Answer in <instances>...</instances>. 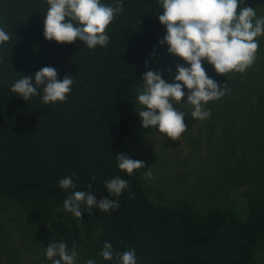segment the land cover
<instances>
[{
	"label": "trees",
	"instance_id": "obj_1",
	"mask_svg": "<svg viewBox=\"0 0 264 264\" xmlns=\"http://www.w3.org/2000/svg\"><path fill=\"white\" fill-rule=\"evenodd\" d=\"M100 3L115 8L121 0ZM261 4L264 8V0ZM48 8L47 0H0V29L10 36L0 44V197L14 199L41 221L59 210L75 221H92L100 253L106 241L113 250L112 260L99 254L95 264H122L116 253L128 250L135 252L136 264H259L255 252L264 248V199L256 196H261L256 182L264 187V131L251 140L247 135L255 123L264 127V75H254L251 66L222 82L213 78L221 87L226 83L225 94L203 105L211 115L199 128L211 142L220 122L226 137L238 123L220 174L247 175L256 188L249 187L245 217L230 207L204 213L185 205L167 207L147 195L139 170L129 176L116 158L123 153L132 159L134 96L164 27L158 21L160 0H123L106 29L108 44L91 49L79 40L47 41ZM46 66L56 69L58 79L72 77L65 101L43 103V86L27 101L11 91L23 75H32L35 84L34 74ZM234 147H243L240 161L247 170L238 169ZM64 177L72 178L73 188L59 186ZM117 177L128 183L119 197L104 187ZM88 190L97 202L116 200L118 208L103 212L93 206L90 215L82 204L81 219L64 210L69 195Z\"/></svg>",
	"mask_w": 264,
	"mask_h": 264
},
{
	"label": "clouds",
	"instance_id": "obj_2",
	"mask_svg": "<svg viewBox=\"0 0 264 264\" xmlns=\"http://www.w3.org/2000/svg\"><path fill=\"white\" fill-rule=\"evenodd\" d=\"M163 11L158 15L159 23L166 28V35L160 41L168 46L170 55L179 57L190 67L177 65V74L173 83H167L162 74L148 70L142 79L144 83L138 89V102L143 110L137 114L142 120V127L156 126L158 131L177 141L187 130L185 114L174 109L173 104H180L188 90L186 105L191 106L193 119L203 120L210 117L203 105L220 99L224 94L226 83L221 87L210 78L202 61L207 62L219 75L237 71L243 72L252 65L256 58L259 44L256 38L264 34V18L255 19V8L242 6L244 0H160ZM49 8L44 21V37L57 44H72L79 40L88 48L97 45L106 46L109 36L106 29L114 17L121 12L123 0L116 7L105 6L100 0H47ZM239 8V11H238ZM67 18V19H66ZM76 22V24L73 23ZM78 25V26H77ZM10 36L0 29V44L9 41ZM145 67L147 68V62ZM32 75L23 78L11 86V91L24 101L39 95L43 86L42 102L45 104L63 102L71 91L73 79L65 75L57 78L53 67H43ZM118 168L129 176L135 170L144 168V163L133 160L126 154L117 157ZM147 177L151 172L145 173ZM62 189L73 188L71 177L60 179ZM90 188V185L88 186ZM107 192L119 195L128 188L126 180L119 177L105 181ZM91 215L93 206L103 212L118 208V202L109 198L97 202L96 197L88 191H75L64 200V210L81 219V205ZM46 258L52 264H76V245L69 249L63 239L59 243L50 242L46 247ZM100 255L105 261L112 260L113 250L106 241ZM122 264H136L133 250L116 253ZM59 257V259H53ZM86 264H95L89 259Z\"/></svg>",
	"mask_w": 264,
	"mask_h": 264
},
{
	"label": "rangeland",
	"instance_id": "obj_3",
	"mask_svg": "<svg viewBox=\"0 0 264 264\" xmlns=\"http://www.w3.org/2000/svg\"><path fill=\"white\" fill-rule=\"evenodd\" d=\"M242 6L255 8V19L264 18L261 0H244ZM166 34V28L163 27L146 71L161 73L167 83H173L177 65L184 67L190 65L179 57L170 55L166 44H160ZM256 40L259 47L251 66H255L254 75L263 76L264 34L258 36ZM202 66L210 78H219L221 82L222 78L232 75V72L226 73L225 76L217 74L207 60L202 61ZM251 66L248 67L249 70H252ZM143 83L142 79L138 89ZM138 89L134 96L133 145L130 153L133 160L144 163V168L138 170L147 195L156 203L167 207L185 205L196 209L198 213H204L211 207H230L236 215L244 218L246 201L251 192L249 187L252 188L253 185L247 180V175L239 178L238 173L230 177H223L220 174V164L225 161L224 155L229 154L231 139L239 134L238 123L231 128L230 133L233 135L226 137L228 130L223 129L220 122L215 129V137L209 142L207 130L199 131L202 120L193 119L191 116L193 109L186 105L188 90L185 88V96L181 103L173 104V107L184 112L187 130L177 141H172L161 134L156 126L142 127V120L137 115L143 110L137 99ZM263 131L264 127L255 123L249 128L247 137L250 140L258 138V134H262ZM234 151L236 161H240L243 147H234ZM260 151L264 152V144L261 145ZM249 160L251 159L246 161L250 163ZM240 163L238 169L244 167V171L247 170L244 162ZM234 167L233 163L226 171L233 170ZM148 171L151 172L150 177L145 175ZM260 183L256 182L257 191L261 196L258 194L256 196L264 199V187L259 186ZM255 189L253 187L254 191ZM98 232L92 221H75L60 210L49 221L31 218L17 201L0 197V264H52V261L46 258V247L50 242L59 243L62 239L69 249L75 243L76 264H86L89 259L96 262L100 254L96 239ZM255 257L259 264H264V248L257 246Z\"/></svg>",
	"mask_w": 264,
	"mask_h": 264
}]
</instances>
